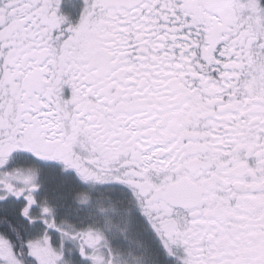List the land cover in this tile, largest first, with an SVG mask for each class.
Listing matches in <instances>:
<instances>
[{"label": "snow or ice", "instance_id": "1", "mask_svg": "<svg viewBox=\"0 0 264 264\" xmlns=\"http://www.w3.org/2000/svg\"><path fill=\"white\" fill-rule=\"evenodd\" d=\"M0 264H264V0H0Z\"/></svg>", "mask_w": 264, "mask_h": 264}]
</instances>
